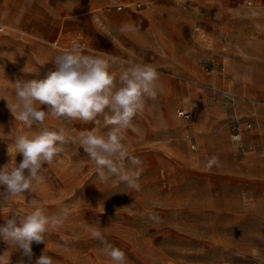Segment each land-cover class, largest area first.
<instances>
[{"label":"rangeland","instance_id":"rangeland-1","mask_svg":"<svg viewBox=\"0 0 264 264\" xmlns=\"http://www.w3.org/2000/svg\"><path fill=\"white\" fill-rule=\"evenodd\" d=\"M129 23L139 30L121 32ZM74 42L159 74L156 100L125 132L142 161L140 191L101 183L73 143L94 123L53 116L46 125L65 129V150L35 193L0 204V226L13 210L67 208L32 244L34 260L45 250L54 264H113L91 237L97 221L125 264H264V0H0V168L23 159L15 136L38 130L15 121L12 83L43 78ZM19 259L9 249L0 264Z\"/></svg>","mask_w":264,"mask_h":264},{"label":"clouds","instance_id":"clouds-1","mask_svg":"<svg viewBox=\"0 0 264 264\" xmlns=\"http://www.w3.org/2000/svg\"><path fill=\"white\" fill-rule=\"evenodd\" d=\"M138 30L132 23L120 29L121 32ZM84 53V47L74 42L53 57L54 70L49 69L43 78L17 79L12 83L14 102L8 107L15 121L29 130L36 125L38 130L17 134L11 151L15 157L22 154L23 159L19 163L11 159L0 168L3 206L17 197L26 199V193L28 196L35 193L44 180V166L51 165L64 152L65 129L51 130L46 125V120L53 116L81 124L94 123L95 127L90 130L79 131L73 143L94 163L101 183H110L114 188L124 184L140 191L142 161L130 153L125 132L137 113L144 110L146 100H156L159 74L150 64L123 60L103 51ZM115 67L119 68L118 79ZM41 105H47V111ZM217 163L218 159L212 157L208 166ZM29 203L35 204V201L31 199ZM13 212L12 218L0 226V241L8 246L0 257L9 249L19 252L18 264H33V242L45 243V235L58 230L69 216L67 208L51 215L43 207H34L30 213ZM97 225L91 237L100 242L99 252L113 264H125V253L108 243L98 221ZM34 264H54V261L44 250Z\"/></svg>","mask_w":264,"mask_h":264},{"label":"built area","instance_id":"built-area-1","mask_svg":"<svg viewBox=\"0 0 264 264\" xmlns=\"http://www.w3.org/2000/svg\"><path fill=\"white\" fill-rule=\"evenodd\" d=\"M178 115L184 119H189V114H187L186 112L180 111Z\"/></svg>","mask_w":264,"mask_h":264}]
</instances>
